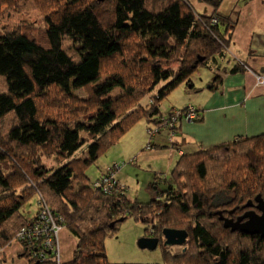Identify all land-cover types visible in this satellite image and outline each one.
I'll list each match as a JSON object with an SVG mask.
<instances>
[{"label":"trees","instance_id":"obj_1","mask_svg":"<svg viewBox=\"0 0 264 264\" xmlns=\"http://www.w3.org/2000/svg\"><path fill=\"white\" fill-rule=\"evenodd\" d=\"M200 1L213 9L216 25L187 0H0V250L20 245L19 231L36 222L39 207L32 218L23 213L36 196L75 241L71 260L62 264H109L104 241L128 219L148 234L186 231L192 245L179 254L180 264H264L263 237L220 224L264 202V133L180 150L170 178L154 177L167 187L148 203L118 192L125 188L116 180L108 190L92 187L85 175L140 121L152 124L148 150L177 149L172 137L180 129L167 118L176 109L162 110L160 102L178 87L194 90L198 68L219 69L234 30L217 14L222 0ZM29 7L41 18L35 26ZM242 64L228 73L244 72ZM222 78L215 76L210 92L221 89ZM76 106L83 111L71 115ZM158 132L168 146L152 139ZM57 240L60 249L59 233ZM40 254L27 247L17 257L56 264L49 254L35 257ZM176 256L171 263L179 262Z\"/></svg>","mask_w":264,"mask_h":264},{"label":"rangeland","instance_id":"obj_2","mask_svg":"<svg viewBox=\"0 0 264 264\" xmlns=\"http://www.w3.org/2000/svg\"><path fill=\"white\" fill-rule=\"evenodd\" d=\"M102 1V0H101ZM200 3L203 4L202 1ZM222 3V1H221ZM205 5V4H204ZM221 5V4H220ZM220 7V6H219ZM209 8V7H208ZM208 15V17H211L212 23L216 25L217 18L216 15L213 13ZM219 9V8H218ZM26 13L30 16V21L33 26L37 24L38 21L41 20L39 12L35 8H28L26 9ZM43 14V12H42ZM218 14V10H217ZM219 15V14H218ZM228 19V18H227ZM3 21V19H1ZM230 20V19H229ZM232 22V21H230ZM233 23V22H232ZM234 24V23H233ZM235 29V27H234ZM234 31V30H233ZM223 61H221L220 64H222ZM239 63V62H238ZM240 62L239 64H241ZM221 66V65H220ZM242 67L244 68L243 71H247L252 73V69L245 63L242 64ZM242 68V69H243ZM220 69V68H219ZM217 68L213 70L214 72H211L208 70L207 67H200L198 68L197 72L194 75V79H196V84L194 85V90L190 87L181 86L176 88L174 91H172L170 94L166 96L165 99H163L160 103V108L162 110H171L173 108H180L174 111V115H167L172 116V119L170 120L171 124L174 128H179L183 122H188L185 118L183 119V115L187 114L188 112L185 111V109H196L199 108V103L201 102V97H199V89L201 88L204 79L207 77V80H210L215 73H217ZM221 72L223 69H220ZM213 74V75H212ZM254 77L256 78V82L258 84L264 85V76L261 74H258L253 71L252 73ZM198 76H200V82L197 80ZM213 81H211L209 84L203 85L202 88L204 91L202 93H207L210 84ZM222 84H223V78H222ZM222 84L220 86H222ZM164 84L160 85L157 90L161 89ZM186 91L191 94H187ZM157 91H154L153 94H156ZM83 92H80L79 95L83 96ZM151 102L153 100L155 101V96H150ZM145 103V101L143 102ZM72 109V108H71ZM79 111H83L82 106H76V110L73 108V111L70 112L71 115H78ZM168 113V112H167ZM191 122L196 123L199 117V113H195V116L190 114ZM166 122V120H164ZM166 123H161V125H165ZM160 125V126H161ZM148 124L145 121L138 122L135 126H133L127 133H125L113 146L105 150V152L100 155L98 160H96L95 163L90 165L85 170V175L89 178L90 183L89 185H92V187H96V184L102 183V180H100V177H108L112 178V180H116L119 182V187L125 188V190H119L118 192H124L126 197L132 201H135L137 203H148L152 199L159 200L160 198L157 197L156 192L157 191H163L166 189L167 185L165 183H158V185H155L154 181V175L157 173L161 174L162 179H165L166 177L170 178V173H168L165 168L167 167V161L175 162L174 158H177L176 155H181L179 153L182 148L177 149L175 145L173 148H170L168 150H148L149 148L146 146L148 140L150 139L149 135H146V127ZM160 126L154 125L155 128L160 129ZM153 127V128H154ZM154 128V129H155ZM166 130V129H165ZM172 130V131H173ZM154 131V130H153ZM155 131H158L155 129ZM159 133V132H158ZM157 133V134H158ZM155 134V133H153ZM152 137V136H151ZM178 136L174 135L172 137V141L175 142V138ZM154 138V136H153ZM152 138V139H153ZM3 140L6 138L2 137ZM237 139V138H236ZM181 141V140H180ZM231 142V141H230ZM176 144V143H175ZM179 144V143H178ZM225 144V143H222ZM181 145V144H180ZM221 145V144H220ZM219 146V145H218ZM156 151V152H155ZM164 151H167L169 153L168 158L166 159H157V160H150L148 159V155H156L161 156L163 155ZM175 153V154H174ZM171 154H174L173 156H170ZM79 155V153H78ZM45 157H43L44 161H48L47 164L51 165L54 162L49 161V158L47 154H44ZM119 167H117V166ZM105 167H109L110 169H105ZM107 170V171H105ZM105 171V172H104ZM167 172V173H166ZM116 175V176H115ZM158 175V174H157ZM104 178V179H105ZM156 186V188H155ZM116 189V188H115ZM227 194L222 195L219 199H223L224 197L227 198ZM225 199V198H224ZM137 200V201H136ZM256 201V200H255ZM38 202V203H37ZM250 201H247L245 205H249ZM260 202V201H259ZM264 203V202H261ZM39 204V205H38ZM225 205H222L220 208H213V212L223 211L226 207ZM233 205L229 206L232 207ZM259 206V203L256 201V204L254 207ZM41 210L40 213L36 217V221H38V218L40 217V214L44 211L50 219L49 226L52 225H58L60 223L58 221V217L55 213L50 211L45 205L42 204L41 200L36 198V196L32 197L24 206L23 213L27 218H30L37 212V208ZM225 207V208H224ZM236 207V206H235ZM245 212L238 216L236 219H234V223H236V220L239 217H242L245 213L253 211L257 214H261L258 210H248V207L245 206ZM156 210L157 215L159 214V210L154 208ZM134 215H138L134 213ZM223 216H225L223 214ZM32 218V217H31ZM35 219V218H34ZM34 219H31L27 223H25L24 227L22 229H25L28 233L32 231V226H29V223L33 221ZM225 220L228 219V221H231V218H224ZM148 224V223H147ZM146 224V225H147ZM220 224L223 225V221L220 220ZM21 229V230H22ZM144 225L141 223L135 222L133 219H128L124 223H121L118 227V231L115 232V234L111 237H107L104 241V250L106 255V260L109 264H180L182 256H179L181 253V249H185L189 245H192L191 241H189V238L187 236L186 242L183 246H164L165 239L162 235V231L164 230H158L155 231L154 229H151V232L144 233ZM154 232V233H152ZM186 232V231H185ZM152 233V234H151ZM187 233V232H186ZM188 235V233H187ZM33 237V238H32ZM32 238V239H31ZM140 238H151V239H157L158 244L155 250H143L140 249L137 246V242ZM21 251L25 250L27 247H31V249L34 250L35 247H38L40 249L41 254L38 256H35L39 259L40 256L47 255L46 252L43 251L42 253V246L44 245V238L39 237L36 235H32L30 238H24L19 240ZM16 243L11 246V250L13 247H15ZM17 246V245H16ZM75 246V245H74ZM18 247V246H17ZM50 250V248H49ZM51 251V250H50ZM15 254V253H13ZM73 255V253H72ZM71 255V256H72ZM179 257L176 260H179V262L171 263V260H173L172 256ZM48 256L52 260L55 261L56 264H62L64 263L61 260V257L59 256V259L55 257V253L52 252ZM70 258V257H69ZM22 261L23 264H28L26 259H17L16 264H20Z\"/></svg>","mask_w":264,"mask_h":264},{"label":"crops","instance_id":"obj_3","mask_svg":"<svg viewBox=\"0 0 264 264\" xmlns=\"http://www.w3.org/2000/svg\"><path fill=\"white\" fill-rule=\"evenodd\" d=\"M187 1L203 16L212 13V10L200 3V0ZM218 14L230 19L235 29L227 52L220 58L223 61L219 64V68L223 69L222 72L217 69V73L212 74L213 77L210 80L206 77L202 84L203 86L211 81L214 82L216 75L223 76L221 89L215 92H210L208 89L207 93H202L204 91L202 86L197 88L201 97L199 103L201 106L196 109L202 110L203 121L201 123L183 122L179 130L182 137L175 138L178 148L181 147L182 150L187 149L190 152L199 148L216 147L236 138L256 137L264 131V85L258 84L252 74L254 71L264 76V0H222ZM238 62L247 64L252 69V73L244 71L235 75L229 74L228 70ZM197 80L201 81L200 76ZM186 93L191 94L187 91ZM175 109L180 108H173ZM150 126L152 124H148L146 130ZM146 135L148 136L147 131ZM153 140L156 142L162 140L164 141L162 143L168 146L164 132L159 133ZM149 141L152 142L150 139ZM168 155L169 153L164 151L161 156L148 155L147 158L154 161L161 158L167 159ZM173 162L167 161L165 170L168 173L172 169ZM105 169L110 168L105 167ZM157 174L159 173L156 172L154 177ZM59 241L61 260L63 259L64 263L69 262L75 248V241L65 229L60 230ZM16 245L12 250L11 246L0 250V264H16L17 259H21L17 257L21 247L19 243ZM20 264H23L22 261Z\"/></svg>","mask_w":264,"mask_h":264},{"label":"water","instance_id":"obj_4","mask_svg":"<svg viewBox=\"0 0 264 264\" xmlns=\"http://www.w3.org/2000/svg\"><path fill=\"white\" fill-rule=\"evenodd\" d=\"M259 203V206H256V209L260 211L261 214H257L253 211L245 213L242 217H239L236 220V223L232 221L225 220L220 218L223 221L224 228L233 229L234 226L241 223L246 219V222L243 225H239V228H242L244 232L248 235H260L264 238V203ZM162 235L165 239L164 246H182L187 239V233L182 230H172V229H164L162 231ZM158 244L157 239L151 238H140L137 242V246L140 249L147 250H155Z\"/></svg>","mask_w":264,"mask_h":264},{"label":"built area","instance_id":"obj_5","mask_svg":"<svg viewBox=\"0 0 264 264\" xmlns=\"http://www.w3.org/2000/svg\"><path fill=\"white\" fill-rule=\"evenodd\" d=\"M188 113L183 115V119L185 118L188 122H191L190 119V114H191V109H188L186 110ZM192 114L195 116L196 118V115L195 113L192 112ZM102 178V176L100 177V180H102V183H97L96 184V187H100L102 186L105 190H108L110 188L113 187V185L116 184L115 182V179L112 180V178H108L106 177ZM49 222H50V219H49V216L43 211L41 214H40V217L38 218V221L36 222H32V223H29V226H32V231L30 232L29 230V233L25 230V229H22L19 231V233L17 234L16 236V241L19 242V240L21 239H24V238H30L32 235H36V236H39V237H43L44 238V245L42 246V250L44 252H46L47 254H50L52 252L55 253V257L59 259V245H58V233L61 229V227L58 225H52V226H49ZM33 238V237H32ZM31 238V239H32ZM50 248V250H49ZM43 258V256H41ZM46 257V255H45Z\"/></svg>","mask_w":264,"mask_h":264},{"label":"bare ground","instance_id":"obj_6","mask_svg":"<svg viewBox=\"0 0 264 264\" xmlns=\"http://www.w3.org/2000/svg\"><path fill=\"white\" fill-rule=\"evenodd\" d=\"M214 86V85H213ZM185 110H188V109H185ZM191 112H193V113H197L198 112V110L197 109H191ZM264 133V131L260 134V135H262ZM260 135H258V136H260ZM250 137H245V139H249ZM254 206V205H253ZM255 210H257L256 209V207H255ZM260 212V211H259ZM246 220V219H245ZM244 221V220H243ZM185 244V243H184ZM183 244V245H184ZM185 249H181V252H183Z\"/></svg>","mask_w":264,"mask_h":264},{"label":"flooded vegetation","instance_id":"obj_7","mask_svg":"<svg viewBox=\"0 0 264 264\" xmlns=\"http://www.w3.org/2000/svg\"><path fill=\"white\" fill-rule=\"evenodd\" d=\"M232 220V222L234 221L233 219H231ZM246 222V220H244V221H242L241 223H239V224H237V226H239V225H241V224H244ZM152 233H154V232H152ZM151 233V234H152ZM183 246V245H182Z\"/></svg>","mask_w":264,"mask_h":264}]
</instances>
